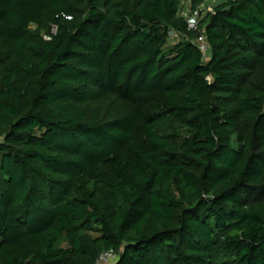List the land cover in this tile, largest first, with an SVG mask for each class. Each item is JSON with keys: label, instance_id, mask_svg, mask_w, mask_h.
<instances>
[{"label": "trees", "instance_id": "obj_1", "mask_svg": "<svg viewBox=\"0 0 264 264\" xmlns=\"http://www.w3.org/2000/svg\"><path fill=\"white\" fill-rule=\"evenodd\" d=\"M181 9L0 0V264H264V0Z\"/></svg>", "mask_w": 264, "mask_h": 264}, {"label": "built area", "instance_id": "obj_2", "mask_svg": "<svg viewBox=\"0 0 264 264\" xmlns=\"http://www.w3.org/2000/svg\"><path fill=\"white\" fill-rule=\"evenodd\" d=\"M185 18L186 28L188 31H195L197 29L199 21V11L198 9L194 11H189L188 14H182ZM169 39L171 41L177 39V34L175 32L169 33ZM196 46L200 51L202 58L207 60L209 58V47L206 42V37L203 34H199L196 38ZM117 253L113 250L106 251L102 253L95 264H115L117 260Z\"/></svg>", "mask_w": 264, "mask_h": 264}, {"label": "rangeland", "instance_id": "obj_3", "mask_svg": "<svg viewBox=\"0 0 264 264\" xmlns=\"http://www.w3.org/2000/svg\"><path fill=\"white\" fill-rule=\"evenodd\" d=\"M229 0H203L202 4L198 7V11H199V15H202V13L204 14L207 11L212 10V8H214L215 6L221 4V3H225ZM190 3L191 0H181V13L182 14H188L190 9ZM201 16H199V20H200ZM33 30H35L34 27H32ZM176 40H173L171 42H169V44H173L175 43ZM107 108V107H106ZM108 109V108H107Z\"/></svg>", "mask_w": 264, "mask_h": 264}]
</instances>
